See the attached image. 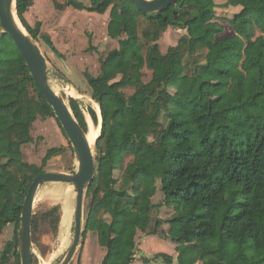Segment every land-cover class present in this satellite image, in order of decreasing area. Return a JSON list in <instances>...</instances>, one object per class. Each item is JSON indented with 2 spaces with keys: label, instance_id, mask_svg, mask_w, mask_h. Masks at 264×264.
Segmentation results:
<instances>
[{
  "label": "trees",
  "instance_id": "1",
  "mask_svg": "<svg viewBox=\"0 0 264 264\" xmlns=\"http://www.w3.org/2000/svg\"><path fill=\"white\" fill-rule=\"evenodd\" d=\"M89 1L54 0V6L109 10L107 36L118 42L100 60L97 75L84 72L102 121L82 237L90 232L101 247L114 243L98 264H133L138 231L170 238L177 253L176 263L157 252L142 257L143 264H264V17L249 13L264 10V0H174L153 13H141L131 0ZM32 5L16 0L21 24L58 54L49 35L41 34V22L26 21ZM218 10L235 12L218 16ZM218 18L232 27L230 36H218L224 30ZM168 27L185 33L162 53L157 40ZM198 49L205 51L202 61ZM144 68L151 73L147 82ZM216 80L225 81L219 99L210 97ZM69 106L87 132L78 100L70 97ZM87 112L98 125L95 110ZM39 117H53L61 129L11 38L0 32V233L7 224L15 227L0 264L11 257L20 264L23 198L47 161L64 151L48 148L40 165L26 159L23 146L32 142ZM158 190L172 209L165 220L151 215L161 207L152 201ZM59 209L33 213L31 235L44 227L55 233ZM232 253L229 263L225 257Z\"/></svg>",
  "mask_w": 264,
  "mask_h": 264
},
{
  "label": "rangeland",
  "instance_id": "2",
  "mask_svg": "<svg viewBox=\"0 0 264 264\" xmlns=\"http://www.w3.org/2000/svg\"><path fill=\"white\" fill-rule=\"evenodd\" d=\"M63 3L65 0H56ZM85 5H89V0H81ZM107 14L109 10L106 11ZM234 10L219 11L218 16L226 15L232 16ZM249 13L264 17V10H251ZM211 19V15L206 16ZM26 21L34 26L35 22L40 21L41 34H48L58 54L53 52L50 47L39 36L37 44L39 45L47 63V79L60 94L66 102L69 103V98L73 97L78 100L80 107L83 110L86 118L88 114L87 107L95 110L100 121L99 111L96 110L95 103L91 99V88L84 76V72L91 75L99 73L100 60L112 49L118 47L116 39L107 36V18L104 15L89 12L86 10L74 9L70 6L63 10H58L54 6V0H33V5L25 13ZM219 19V18H218ZM218 22L223 26V32L219 37L230 36L234 31L226 20L219 19ZM139 26V34L141 35V27H144L143 21ZM146 25V24H145ZM185 33V30L174 27H168L161 33L157 43L159 50L165 53L169 46L177 43L180 36ZM256 35L261 34L260 30L256 28ZM205 51L198 49L195 55L199 61L203 60ZM59 73L61 76H58ZM143 80L148 81L151 73L147 69H143ZM68 80L69 84L65 82ZM225 84L223 80H216L212 84L210 97L219 99L221 97V90ZM125 84H123L124 86ZM131 87H125L123 91L126 95L132 92ZM247 107H242L243 111ZM87 121V119H86ZM124 126L127 131L139 136L138 131L134 128L129 120L124 121ZM32 142L23 146V152L29 162L41 164L42 157L46 150L51 147L63 146L61 154L51 157L44 170L49 171H64L72 173L76 166L74 158V150L68 144V140L63 135L56 120H50L48 117H39L33 124L31 129ZM95 144L92 148L95 155ZM127 157L126 160H130ZM154 165L158 166L159 162L154 161ZM61 192L64 194L62 195ZM61 194V195H60ZM67 194V198L65 197ZM152 201L161 205L159 209H153L151 215L159 217L163 220L169 218L172 209L163 205V195L158 190L153 196ZM67 203L68 207V227L60 239L59 232L61 227V216L64 205ZM75 203V190L71 184L61 182H45L37 188L34 201L33 213L43 211L51 208L54 205H59L60 219L57 231L53 233L49 228H41L32 236L31 244V258L33 264H58L61 256L67 251L73 238V209ZM88 203V197L85 194L84 211ZM164 229L168 228L166 223L162 226ZM15 227L12 223L7 224L0 233V253L5 247L6 243L14 239ZM136 251L133 264H143L142 257L152 258L157 252H166L173 256L174 263H176L175 243L170 238L161 239L155 235H148L138 231L135 236ZM114 247L113 241L109 243L108 247H101L96 240V236L87 232L86 237L81 239L79 246L70 262V264H98L107 248ZM235 254L226 255L225 259L229 263H233ZM14 260L11 257L5 264H13ZM148 264H161L160 260L156 262H149ZM197 264H201L200 262Z\"/></svg>",
  "mask_w": 264,
  "mask_h": 264
},
{
  "label": "water",
  "instance_id": "3",
  "mask_svg": "<svg viewBox=\"0 0 264 264\" xmlns=\"http://www.w3.org/2000/svg\"><path fill=\"white\" fill-rule=\"evenodd\" d=\"M141 13L159 12L174 0H131ZM0 32L7 34L22 56L30 75L45 101L51 106L68 142L74 150L76 166L72 173L43 170L38 173L23 198L19 221L18 251L20 264H33L31 258V223L33 201L40 184L61 182L71 184L75 190L73 209V238L58 264H70L82 239L84 223V198L89 183L95 175V155L86 132L73 115L69 103L52 88L47 79V63L39 45L21 24L16 13V0H0ZM61 76L59 73H56ZM65 82L68 80L64 79ZM72 89V86L69 84ZM92 99V98H91ZM93 100V99H92ZM94 101V100H93ZM95 102V101H94ZM98 122L101 128V115ZM100 133V132H99ZM96 141V140H95ZM95 144V142L93 143Z\"/></svg>",
  "mask_w": 264,
  "mask_h": 264
},
{
  "label": "bare ground",
  "instance_id": "4",
  "mask_svg": "<svg viewBox=\"0 0 264 264\" xmlns=\"http://www.w3.org/2000/svg\"><path fill=\"white\" fill-rule=\"evenodd\" d=\"M95 106H96V110L99 111L96 103H95ZM86 119H87V126H88L86 135H87L88 142L90 143V145H92L95 142L97 136L99 135L100 127H99V125H95L93 123V121L91 120L89 115L86 116ZM61 194L64 195L62 192H61ZM65 197L66 198L68 197L67 194H65ZM68 213H69V211H68V207H67V203H66L64 205L63 213L61 216V227H60V232H59L60 239L63 238V235L65 234V231L67 230V227H68V222H69Z\"/></svg>",
  "mask_w": 264,
  "mask_h": 264
},
{
  "label": "crops",
  "instance_id": "5",
  "mask_svg": "<svg viewBox=\"0 0 264 264\" xmlns=\"http://www.w3.org/2000/svg\"><path fill=\"white\" fill-rule=\"evenodd\" d=\"M101 15L106 16V18L108 19V14H107V12H105L104 14H101ZM89 117H90V116H89ZM48 119L55 121V119H54L53 117H48ZM87 127H88V126H87ZM60 171H62V170H60Z\"/></svg>",
  "mask_w": 264,
  "mask_h": 264
}]
</instances>
